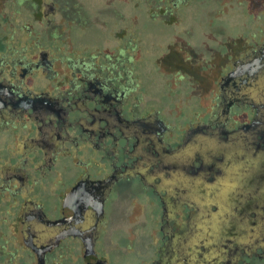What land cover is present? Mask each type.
Wrapping results in <instances>:
<instances>
[{
    "label": "flooded vegetation",
    "instance_id": "flooded-vegetation-1",
    "mask_svg": "<svg viewBox=\"0 0 264 264\" xmlns=\"http://www.w3.org/2000/svg\"><path fill=\"white\" fill-rule=\"evenodd\" d=\"M143 1L169 71L212 72L191 114L147 100L116 5L0 0V264H264V0Z\"/></svg>",
    "mask_w": 264,
    "mask_h": 264
},
{
    "label": "rangeland",
    "instance_id": "rangeland-1",
    "mask_svg": "<svg viewBox=\"0 0 264 264\" xmlns=\"http://www.w3.org/2000/svg\"><path fill=\"white\" fill-rule=\"evenodd\" d=\"M85 3L86 11L96 8V5H102L105 8H112L116 5L123 12L125 18L129 20L130 16L134 18L135 33L137 35V55L134 62V71L137 81L142 91L147 96L150 103H165V111L169 119L175 117L178 111L185 114L193 113L202 96V106L205 104L204 97L209 96L210 90L201 94L202 90L210 83H213L211 71L201 70L196 79L191 78L189 72H177L170 70L168 62L171 58H179V50L177 45L182 42V36L173 33L161 21L152 20V9L143 0H138L137 6L133 0H82ZM137 7V8H136ZM201 8L197 4H191L184 10V15H200ZM250 17L252 11L248 13ZM246 14V15H248ZM233 16H242V14L233 10ZM245 15V14H244ZM248 15V16H249ZM101 16H107V13ZM0 17L2 14L0 12ZM8 32L5 22L0 23V37ZM105 32L97 28H91L85 32H79L76 40L92 45L94 42H101ZM17 37V35H16ZM18 41V40H16ZM17 43V42H16ZM165 113V116L167 117ZM187 120V119H186ZM144 207L157 208V201L152 195L144 194L140 196ZM120 229H117L116 236H121L119 231L123 230L125 222L123 216L118 219ZM111 264H124L126 261H134L140 263V257L136 253L128 255H117L110 253ZM136 263V264H137Z\"/></svg>",
    "mask_w": 264,
    "mask_h": 264
},
{
    "label": "water",
    "instance_id": "water-1",
    "mask_svg": "<svg viewBox=\"0 0 264 264\" xmlns=\"http://www.w3.org/2000/svg\"><path fill=\"white\" fill-rule=\"evenodd\" d=\"M99 264H104V262L102 260H98Z\"/></svg>",
    "mask_w": 264,
    "mask_h": 264
}]
</instances>
